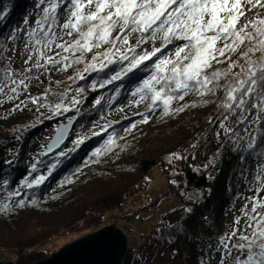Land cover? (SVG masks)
<instances>
[{
    "label": "trees",
    "instance_id": "trees-1",
    "mask_svg": "<svg viewBox=\"0 0 264 264\" xmlns=\"http://www.w3.org/2000/svg\"><path fill=\"white\" fill-rule=\"evenodd\" d=\"M32 2L0 0V14H3L0 18V72L11 67L16 75L18 73L9 59L10 43L14 42L9 37ZM106 47L94 49L85 58L90 61L89 55ZM173 47L169 45L167 51ZM52 50L54 54L59 51L55 47ZM67 54L71 55L62 53ZM229 62L244 63L235 54ZM118 68L119 65L113 64L103 71L85 73L84 66L73 64L67 69H48L53 75L59 73L51 81H57L60 75L62 80L49 89H42L39 94H32L33 97L48 92V99L41 101L48 105L59 102L62 94L67 93L68 98L75 96L81 101L77 105L79 114L73 109L52 115L51 108L37 111V105L31 104L15 110L9 118L0 115V177L9 182L8 187H0V201L6 200L8 192L19 187L23 179L47 176L42 184L22 189L27 192V200H35L36 203L29 202L23 208L13 206L7 212H0V250L5 251L1 258L17 264L34 262L60 249L56 240L71 232H93L113 214L124 213V217L131 219V213H127L125 208L148 185L150 170L161 164L170 184L166 194L177 196L179 204L141 235L137 248H127L123 264H145L148 254L162 247L172 248V257L181 255L182 264H200L201 259L210 260L212 264L217 240L231 232L236 209L240 208L242 212L245 209L243 199L249 198V191L253 189L250 187L252 171L264 167V155H257L264 153V143L260 141L264 126H249V131L257 134L254 150L234 151L227 135L217 137L216 132L220 131L217 122L222 115L218 105L223 92L209 98L214 102L207 104L200 96L190 94L184 101L172 105L173 108L188 105L182 112L185 113L183 117H179L182 113L164 115L158 108L149 113L147 123H142V116L126 103L134 99L131 90L147 72L137 71L135 75L104 88L92 87L93 82L98 85ZM239 70L237 67L234 71ZM78 73H82L84 78L80 79ZM117 87L120 89L118 95L114 91ZM78 89L84 91L79 93ZM109 97L113 99L109 101ZM96 99H101L100 105H95ZM64 102L68 103L69 99ZM193 104L195 107L191 106ZM72 116L76 119L67 140L53 152L45 154L47 145L45 148L37 145L45 128L67 122ZM97 124L107 131L93 136V131H100ZM243 129L244 125L236 126V130L247 138L248 133ZM80 136L89 138L70 152L72 141ZM109 136L116 138L119 147L94 156L93 153L102 148ZM186 142L190 147L180 152ZM207 143L211 145L209 153L207 156L199 155ZM193 144L197 145L195 149ZM60 151L67 155L60 156ZM170 153L180 154L186 159L170 163ZM217 153L219 156L214 167H202L217 157ZM7 160L12 163H6ZM33 164L37 166L35 172H32ZM52 165L56 167L53 169ZM50 170L51 175H48ZM183 192L200 194V199L190 202L182 195ZM186 207H190L192 212L186 213ZM170 217L172 220L168 219Z\"/></svg>",
    "mask_w": 264,
    "mask_h": 264
},
{
    "label": "snow or ice",
    "instance_id": "snow-or-ice-1",
    "mask_svg": "<svg viewBox=\"0 0 264 264\" xmlns=\"http://www.w3.org/2000/svg\"><path fill=\"white\" fill-rule=\"evenodd\" d=\"M36 8L39 11L35 26L18 29L9 37L17 41L21 32L27 36L25 49L31 45V53L24 63L31 67L19 77L11 67L0 72V103L5 98L19 100L30 83L39 79L34 74H27L32 73L33 68L44 69L51 64L55 70L67 69L73 64L85 63L86 54L94 49L107 46L91 56L83 72L103 71L110 65H119L114 74L98 85L93 82V89L104 88L137 71L147 72L131 90V95L137 98L135 104L147 102V112L138 113L142 123H147L149 113L158 108L164 115L182 113L188 105L176 108L172 105L184 101L190 94L200 96L207 104L214 102L209 98L223 92L218 105L222 109L217 122L220 131L216 136L227 135L234 151L256 149L257 134L250 132L249 126H264V0H38ZM64 13L67 18L61 23ZM249 13H252L251 17ZM24 23L28 25L29 21L26 19ZM133 34H137L134 43L130 39ZM169 45H174L170 52L167 51ZM53 47L59 51L48 55ZM233 54L244 63L229 62ZM221 64L226 67H217ZM237 67L238 72L234 71ZM77 75L84 78L82 73ZM77 91L82 93L84 90ZM114 91L118 95L119 87ZM48 96V92L36 97L29 95L15 104L13 110H22L31 103L37 105V111L51 108L52 115L73 109L79 114L77 105L81 101L75 96L68 98L64 93L59 102L41 103ZM65 99L69 102L65 103ZM108 99L111 101L113 97ZM100 104L101 99H96L95 105ZM191 106L195 107L194 104ZM75 119L76 116L69 117L67 123L56 129L57 135L47 145L48 151L64 141ZM238 125H244L247 138L236 130ZM97 127L100 131H93V136L107 131L99 124ZM88 138L80 136L73 140V148L69 151H74ZM260 141L264 143V134H260ZM116 147H119L116 138L109 136L93 155L99 156ZM196 147V144L192 145L193 149ZM59 155L66 156L67 153L60 151ZM218 156L217 153V157L202 167H214ZM182 159L186 157L169 154L170 163ZM55 167L52 165L53 169ZM36 168L33 164L32 172ZM46 179L45 175L23 179L19 187L8 192L6 200L0 201V212H7L13 206L23 208L26 203H36L35 200L28 201L27 192L22 189H32ZM252 183L256 187L253 196L248 198L250 209L246 204L243 211L244 225L241 226L240 219L234 220L231 232L223 234L216 242L217 264H264V197L260 196L264 192V167L258 169ZM8 186L9 182L0 177V187ZM182 195L190 202L200 199V194L183 192ZM184 211L191 213L192 209L186 207ZM200 264H210V260L201 259Z\"/></svg>",
    "mask_w": 264,
    "mask_h": 264
},
{
    "label": "rangeland",
    "instance_id": "rangeland-1",
    "mask_svg": "<svg viewBox=\"0 0 264 264\" xmlns=\"http://www.w3.org/2000/svg\"><path fill=\"white\" fill-rule=\"evenodd\" d=\"M38 0H33V2L30 4V7L28 10L23 12V16L19 18V20L16 22V26L14 27L13 31L10 32V34H13L18 29H28L30 27H34V21L37 18L38 9L36 8ZM249 17L252 16V13L248 14ZM67 18V14L64 13L61 16V23L64 22V20ZM29 21L28 25H25V20ZM21 38L17 41H14L10 43V50H9V58L10 62L13 65L14 68L18 70L17 77L20 76V74L25 72V69L28 67H31V64H25L24 61L27 59L28 55L31 53V45H29L28 49H25V41L27 40V36L24 35L23 32H21ZM137 35V34H136ZM135 34L130 39L132 42H135ZM11 36V35H10ZM65 39H68L65 37ZM151 47L150 45L148 46ZM48 55H54V51L48 53ZM65 56H68L65 55ZM91 57V55H89ZM34 62V61H33ZM43 62V61H42ZM88 62V58H85V63L79 64V66H86V63ZM54 66L49 64L44 69H32V73L27 74H34L39 77L37 80H33L29 88L25 93H23L19 100H12L9 101L6 98L3 100L2 103H0V115H2L5 118H9L11 116V113L14 112L13 108L14 105L19 103L20 100H25L27 96H32V94H39L42 89H49L52 85H54L55 82L62 80V77L59 76L58 80L54 82L51 81V78L53 76L52 70H48L49 68H53ZM52 75V76H51ZM35 96V95H34ZM137 98H134L131 102H127L126 105H129L131 109H133L137 113H141L144 110H147L146 103L142 104H135L134 100ZM189 102V101H188ZM31 103H28L27 106H30ZM17 111V110H16ZM185 113H182L179 115V117H183ZM178 118V119H180ZM66 122V121H64ZM59 124V123H58ZM57 123L54 126H50L48 128H45L43 133L41 134L39 140H38V146L41 148H45V146L49 143V141L52 139L56 129L58 128ZM189 142V141H188ZM186 142L185 145L180 148V152L184 151V149H187L190 147V143ZM211 148V145L207 143L199 152V155L207 156ZM257 174V171H252V179ZM149 183L146 186V188L141 192V194H138L131 203L125 208V211L127 213H131V219H128L127 217H124V213L118 214V215H110L106 217L104 220V223L102 226H100L99 229L116 224V226L124 229L127 233L128 238V247L129 248H137L140 240L142 238V234H146L155 223L160 221L163 218V215L166 214L169 210L176 207L179 204V198L175 195H167L166 193L169 191L170 184L167 179L165 170L161 164L155 165L149 172ZM250 187H253L255 189L256 185L254 183H250ZM253 189L249 191L250 197L253 196ZM261 197H264V192L260 193ZM243 204H247L248 207H251L248 198L243 199ZM234 220L240 219L241 220V226L244 225L243 222V212L240 210V208H237L234 212ZM232 215V216H233ZM231 216V219L233 217ZM169 220H172V218H168ZM97 229V230H99ZM95 230V231H97ZM93 231V232H95ZM92 231H85V232H71L70 234L66 236H62L61 238L56 240L57 248H62L72 242H74L77 239H80L81 237H84L90 233H93ZM58 249V250H60ZM57 250V251H58ZM172 248L170 247H162L155 250H152L148 257H146L145 264H182L181 255H177L175 257H172ZM5 254L4 250H0V255ZM0 259L3 261H12V260H6L4 258ZM218 256L217 254L212 259V264H217ZM14 262V261H12ZM35 262V261H34ZM16 263V262H15ZM31 263V262H28ZM26 263V264H28ZM17 264V263H16Z\"/></svg>",
    "mask_w": 264,
    "mask_h": 264
},
{
    "label": "water",
    "instance_id": "water-1",
    "mask_svg": "<svg viewBox=\"0 0 264 264\" xmlns=\"http://www.w3.org/2000/svg\"><path fill=\"white\" fill-rule=\"evenodd\" d=\"M74 122L75 120L64 141L58 147H54L52 151H48L46 147L45 154L53 152L67 140ZM65 123L67 122L61 123L58 128ZM56 135L57 132L55 131L48 144L52 143ZM127 248L128 238L126 231L114 223L75 240L49 257L28 264H123ZM0 264L16 263L0 259Z\"/></svg>",
    "mask_w": 264,
    "mask_h": 264
}]
</instances>
